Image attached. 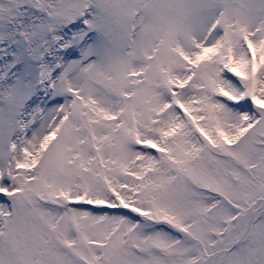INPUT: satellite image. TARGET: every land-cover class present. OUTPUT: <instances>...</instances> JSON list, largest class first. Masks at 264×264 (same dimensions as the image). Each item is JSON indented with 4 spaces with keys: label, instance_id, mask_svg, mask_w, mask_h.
Wrapping results in <instances>:
<instances>
[{
    "label": "snow or ice",
    "instance_id": "1",
    "mask_svg": "<svg viewBox=\"0 0 264 264\" xmlns=\"http://www.w3.org/2000/svg\"><path fill=\"white\" fill-rule=\"evenodd\" d=\"M0 264H264V0H0Z\"/></svg>",
    "mask_w": 264,
    "mask_h": 264
}]
</instances>
